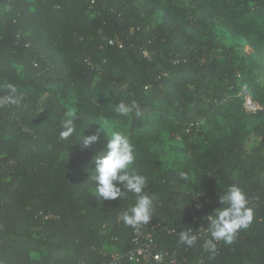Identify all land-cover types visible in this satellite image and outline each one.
<instances>
[{"label":"trees","instance_id":"trees-1","mask_svg":"<svg viewBox=\"0 0 264 264\" xmlns=\"http://www.w3.org/2000/svg\"><path fill=\"white\" fill-rule=\"evenodd\" d=\"M9 83L23 101L0 106V264H141L119 219L135 195L103 201L92 178L112 131L129 137L156 197L140 230L164 226L153 231L163 252L264 264V0H0V97ZM244 87L260 110L246 109ZM120 102L142 115L116 113ZM68 113L71 143L60 139ZM98 130L85 149L82 135ZM231 185L248 197L250 226L214 253L199 236L182 244Z\"/></svg>","mask_w":264,"mask_h":264},{"label":"clouds","instance_id":"clouds-1","mask_svg":"<svg viewBox=\"0 0 264 264\" xmlns=\"http://www.w3.org/2000/svg\"><path fill=\"white\" fill-rule=\"evenodd\" d=\"M7 94L0 97V106H19L23 101V95L14 84H7ZM115 112L127 116L135 111L137 117L142 113L135 104L120 102L114 106ZM100 130H105L100 127ZM78 134L76 117L68 113L62 123L60 139L69 143ZM108 134L106 152L95 157L92 163L95 165L92 178L96 183V193L103 201H115L126 198L129 193L134 194V204L120 213L119 219L133 229H139L142 225H148L153 219L154 202L156 197L147 191V178L136 172L135 148L129 137L119 131H112ZM99 130L90 135L83 136V147L90 148L99 142ZM183 180H187L185 173H180ZM200 195L194 196L198 197ZM219 203L222 205L212 214L207 215V231L209 239L205 248L214 253L217 242H224L230 245L237 233L247 229L254 219V211L249 206L246 193L238 186L226 187L219 196ZM178 208L184 210L183 201L180 200ZM202 208L203 204H198ZM179 241L186 246H193L197 242V235L193 234L191 228L178 233Z\"/></svg>","mask_w":264,"mask_h":264},{"label":"built area","instance_id":"built-area-1","mask_svg":"<svg viewBox=\"0 0 264 264\" xmlns=\"http://www.w3.org/2000/svg\"><path fill=\"white\" fill-rule=\"evenodd\" d=\"M241 94L244 96V106L247 110L257 111L261 109L260 105L252 100L246 87L243 88ZM154 230L160 232L164 230V226L158 224L153 227ZM153 231L143 232L140 228L135 229L133 238L134 249L129 253L130 260L141 264H180V261L173 254L163 252L160 249ZM197 236L204 238L206 242L209 239L207 227L200 225ZM106 264H124L122 255H113L112 260Z\"/></svg>","mask_w":264,"mask_h":264}]
</instances>
